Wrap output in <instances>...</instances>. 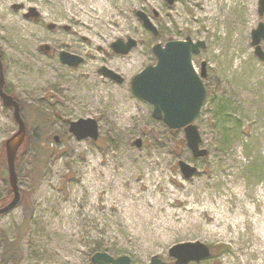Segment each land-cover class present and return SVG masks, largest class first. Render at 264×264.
Here are the masks:
<instances>
[{"label": "rangeland", "instance_id": "obj_1", "mask_svg": "<svg viewBox=\"0 0 264 264\" xmlns=\"http://www.w3.org/2000/svg\"><path fill=\"white\" fill-rule=\"evenodd\" d=\"M153 1L119 0L101 21L115 14L124 27L99 24L84 37L81 28L87 27L72 29L68 21L73 13L95 19L92 0H0L5 87L24 108L27 132L43 125L41 143L25 141L17 153L21 202L0 215V264L10 244L18 256L5 264H96L97 252L128 255L131 264H149L155 255L175 264L170 248L196 241L208 245L211 256L190 264H264V245L251 218L237 228L232 215L241 204L234 191L264 184V61L252 44L253 30L264 23L259 0H236L235 8L228 0ZM196 4L215 7L216 20L196 19ZM188 37L206 44L192 58L199 74L203 63L207 69V98L195 121L201 147L208 150L200 158L184 130L154 118L153 105L131 86L135 75L157 63L155 44ZM130 38L137 45L129 53L113 49L118 39ZM63 51L83 62L64 63ZM103 67L122 81L105 76ZM73 77H93L100 87L77 86ZM88 118L98 121L99 138L78 140L70 124ZM17 130L13 108L0 97V208L13 198L5 142ZM180 160L197 167L191 178ZM225 204L231 212L223 216ZM192 206L203 210L200 217L187 213Z\"/></svg>", "mask_w": 264, "mask_h": 264}, {"label": "water", "instance_id": "obj_2", "mask_svg": "<svg viewBox=\"0 0 264 264\" xmlns=\"http://www.w3.org/2000/svg\"><path fill=\"white\" fill-rule=\"evenodd\" d=\"M170 4L174 0H168ZM259 14L264 15V0H259ZM146 27L157 33L155 26L147 16L140 13ZM264 39V23L252 32V44L255 46V53L264 61V51L261 42ZM137 42L129 39L125 43L118 39L113 43V49L122 54L129 53ZM206 47L204 41H193L190 37L185 40H170L165 45L157 43L153 52L157 56V63L144 68L132 79V91L139 98L153 105V117L163 122L172 130L183 129L186 140L193 155L197 158L205 157L208 154L206 148L201 147L202 137L194 122L199 117L202 107L207 98V90L203 78L207 75L206 63H203L199 74L193 64V54H198ZM61 60L69 65L77 66L83 62V58L68 52H61ZM103 74L112 79L122 81L120 75L112 70L103 67ZM0 97L7 107L14 109V118L18 124V130L6 142V160L9 172L10 189L13 193L12 200L0 208V215L6 214L17 207L21 201V192L18 184L16 171V158L20 147L26 139L27 127L21 114L20 104L13 96L5 91V74L3 63L0 59ZM70 131L78 140L99 138L98 121L93 118L80 119L71 122ZM56 142L59 137L55 136ZM141 146V141L136 142ZM179 166L186 178H191L197 167L180 160ZM171 257L175 258L176 264H190L201 262L211 256V249L208 245L196 242H182L175 244L169 250ZM96 264H131L128 255L117 258L106 252H97L92 257ZM149 264H170L162 260L158 255L151 258Z\"/></svg>", "mask_w": 264, "mask_h": 264}, {"label": "bare ground", "instance_id": "obj_3", "mask_svg": "<svg viewBox=\"0 0 264 264\" xmlns=\"http://www.w3.org/2000/svg\"><path fill=\"white\" fill-rule=\"evenodd\" d=\"M92 1L95 3L94 5L91 4L92 5V7H91L92 11L95 14V19H93L94 17L90 14H89V17H87V16H81L78 13H73V14H71L69 21H68V22H70L69 25L72 27V29H73V25H84L85 27H87V30H85L84 28H81V33L84 37H86V36H88V32L91 33V31H95V28L99 24H104L106 27H110L109 24H115V23L117 24L118 23L120 25L122 24V27H124L125 21L123 20L122 16H119V18H117V16L114 17L115 14H111L108 19L101 21V16L105 15V13H107L106 15L108 16V12H109L110 8L113 7L114 3L119 2V0H92ZM144 1L151 3V5H155L153 0H144ZM235 1L236 0H228L227 3L231 4V6L232 7L234 6V8H235L237 6ZM188 2H190V0H188ZM214 2H215V4H219V0H214ZM72 4H74V3L69 4V6L71 7ZM199 4H196V6H198V8L200 10L196 15V19H201V18L205 17V19L207 21H210L211 19L216 20L217 12H215V9H216L215 7L211 8V9H208V7H206L205 9H203L202 7L201 8L199 7L200 6ZM71 12H73V11L71 10ZM120 14L122 15L123 13L120 12ZM97 19H98V21H96ZM232 23H233V20L231 18L225 19V26H230ZM89 41H91V40H89ZM95 43H97L100 46H103L100 44L99 40H96ZM134 67H135L134 63H131V69H134ZM51 71H52L51 69H48L46 71L49 76L53 75ZM71 81L80 87L81 86L100 87V82H98L93 77H89L86 80H78V79H74V77H73V79ZM138 180L140 181L141 184H145V181H142L140 176H138ZM150 181H151L150 184L154 183V180H150ZM242 190H240V192L238 191L239 193L232 191L233 196H236V198H238V201L241 203L238 208L233 207L234 209L235 208L237 209V211L235 212V215L232 212L233 219L235 220L234 224H236V227L239 228V225L242 223H246L247 220H249L248 217H250L252 220L250 219L249 222L251 223V225H253L254 234H256L258 236V238L260 239V242L264 245V184L260 185L257 188H252V189L248 190L247 192L244 191L241 194ZM246 201H247V203H249V204H247V206H246V203H244ZM252 205H253V207H255V210L250 212V210L252 209L251 208ZM217 206H219V205H217ZM220 208H222L224 210L223 212L219 211V213H222L223 216L226 215V212H231V208L227 207L226 204H225V206L221 205ZM162 210L164 212L168 211L165 208H162ZM209 210H210L209 212L215 214V216H213V217H217V210L216 211L211 210V209H209ZM171 211H172V214L174 216L180 215L175 210H171ZM202 211L199 207L192 206L187 210V213L188 214L191 213L197 218L198 216L200 217ZM243 215H248V216L243 217ZM207 217H209V215ZM213 217L210 216L209 220L213 219ZM211 229L215 230L214 226H211Z\"/></svg>", "mask_w": 264, "mask_h": 264}, {"label": "trees", "instance_id": "obj_4", "mask_svg": "<svg viewBox=\"0 0 264 264\" xmlns=\"http://www.w3.org/2000/svg\"><path fill=\"white\" fill-rule=\"evenodd\" d=\"M1 54V52H0ZM6 91L11 94L10 90H8V88H5ZM21 111H24V108L22 107L21 104ZM23 113V112H22ZM42 131H43V125L38 124L35 129L32 132H27V136H26V140L29 143H33L34 145H36L38 142L39 144L41 143V136H42ZM0 205L3 203L2 200H0ZM11 246H8L7 251L4 254V260H3V264H5L7 262L8 257H12L11 259H16L18 256V248L15 247L14 244H10ZM13 252V253H12Z\"/></svg>", "mask_w": 264, "mask_h": 264}, {"label": "flooded vegetation", "instance_id": "obj_5", "mask_svg": "<svg viewBox=\"0 0 264 264\" xmlns=\"http://www.w3.org/2000/svg\"><path fill=\"white\" fill-rule=\"evenodd\" d=\"M173 264V263H172Z\"/></svg>", "mask_w": 264, "mask_h": 264}]
</instances>
